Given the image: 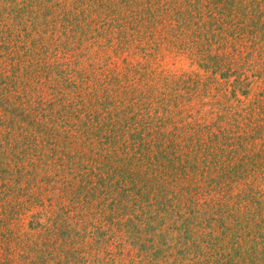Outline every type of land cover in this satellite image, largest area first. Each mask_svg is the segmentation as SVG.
<instances>
[{
  "label": "trees",
  "instance_id": "1",
  "mask_svg": "<svg viewBox=\"0 0 264 264\" xmlns=\"http://www.w3.org/2000/svg\"><path fill=\"white\" fill-rule=\"evenodd\" d=\"M69 1L0 0V26L11 21L0 29V135L28 150L14 162L33 173L56 163L46 150L87 147L82 153L101 172L94 192L110 193L112 239L127 246L109 253L108 264H264V0ZM114 22L130 32L119 44L158 35L157 49L167 44L193 57L209 76L159 74L160 86L138 88L127 64L120 79L109 72L104 87L92 68L108 65L88 49ZM58 28L74 45H62L72 52L52 69L61 78L54 85L40 33L51 38ZM254 81L260 91L243 104L238 96L247 98ZM17 178L18 191H27L24 174ZM32 196L30 203L41 201ZM15 202L1 212H16ZM77 234L57 247L24 242L22 260L84 264L79 250L66 249ZM2 250V264H14L12 250Z\"/></svg>",
  "mask_w": 264,
  "mask_h": 264
},
{
  "label": "rangeland",
  "instance_id": "2",
  "mask_svg": "<svg viewBox=\"0 0 264 264\" xmlns=\"http://www.w3.org/2000/svg\"><path fill=\"white\" fill-rule=\"evenodd\" d=\"M57 2L60 5H71L72 3L69 0H57ZM4 23L9 26L11 21L5 20ZM117 23L119 22H114L113 26L107 30L105 26L103 28L105 31L103 32H107V35L98 36L96 42H93V47L90 45L88 49L90 53H96L100 56L97 58V63L104 64L103 62L106 61L105 63L108 65L93 66L92 68L98 75L96 81H100L104 87L108 80L106 77H108L109 72H113L120 79L131 68V72H133L135 77L130 76V79H133V85L138 88L160 86L161 83L155 79L159 74L165 76H181L183 74L209 76V71H204L198 67L197 63L193 62V57L187 59L186 54L169 48L167 44L160 45L158 50L157 46L160 42L158 35H156L154 40L153 38L152 40L144 39L143 42L129 40L126 45L119 44L118 37L120 36L118 35L130 32H126L123 28H113ZM6 25L0 26V29H6ZM22 30L24 29L20 26L14 27L15 37ZM42 32L40 36H42L43 44L49 47L45 56V63L52 66L49 78L54 79V85H58L57 81H60L61 78L53 73L54 70L52 69H55V66L58 65L57 63H60L59 58L62 59L66 53L72 52L71 49L64 48L62 45L70 43L71 48L74 45L72 43L74 39L69 38L68 40L64 36H59L61 33L59 28L57 33L51 38L49 33L42 34ZM46 39L48 40L46 41ZM107 40L112 41L109 46L106 43ZM146 53L151 54L147 60ZM127 64L131 68H126ZM142 67L145 69H141ZM250 74L251 72H247L245 75L249 76ZM43 82L49 86L51 80L43 79ZM218 82L224 83L223 80ZM259 83L254 81L250 85L248 88L250 93L247 98L239 95L238 99L243 104H248L252 101L255 94L260 91L257 89ZM42 84H38L37 87L44 86ZM44 92L46 93V88ZM18 94H22L21 90L18 91ZM202 113L208 115V107ZM4 141L5 139L0 135V148L2 147L0 153L4 151L2 157H0V207L8 203L11 204L12 201H16V204L21 205L19 208L17 207L16 212L15 206L10 207L5 214L0 209V264H2L5 257L3 248L4 250H12L11 259L15 262L14 264H25L24 260H22L23 254L27 251L25 247H22L24 242L28 245L36 242L38 244L44 243V245L51 243L53 247L63 246L65 245L63 243L65 235L73 236V233H78L75 236L77 239L72 237L77 243L73 245L72 250L67 247L66 249L70 252L79 250L81 252L79 257L85 261L84 264H108L109 253L126 250L127 246L112 239L114 234L113 226L111 225L110 193H106V189L103 188L100 189L105 191L103 194H98L99 190L94 192V188L98 187L96 181L101 176V172L97 167V163L92 164L88 161L91 154L82 153L85 152L87 147L75 144L68 145L67 143V147L56 149L55 152L46 150L43 154L51 156L50 158L54 157L56 163L49 161L48 165L40 166L36 172L32 173L30 168L22 169L14 162V159L22 152L28 151L27 146L22 144L16 147L13 143L5 145ZM9 141L12 142V139ZM65 153L70 155L79 153V155H85L86 158L81 160L73 159L71 162L70 159L63 156ZM17 173L25 176V182L20 184V186L23 185V188L28 190L22 193L18 191L20 187L17 184L18 178L16 181ZM67 185L71 187L67 188ZM90 187L93 191H89ZM37 189L42 192L41 197L37 196ZM25 192H28L26 196L24 195ZM93 193L94 197L91 196ZM32 195L41 201L30 203L28 200ZM1 198L3 200L8 198V200L3 202ZM16 213L19 214L15 215ZM46 248L48 247L46 246ZM42 250L45 251V254L57 256L56 252H51L45 247ZM126 254L124 252V255ZM46 261L47 264H65V261L61 262L60 259L55 257L52 260L49 257Z\"/></svg>",
  "mask_w": 264,
  "mask_h": 264
}]
</instances>
